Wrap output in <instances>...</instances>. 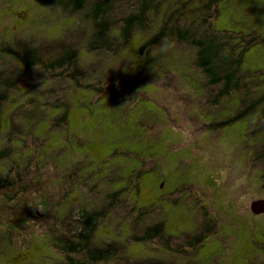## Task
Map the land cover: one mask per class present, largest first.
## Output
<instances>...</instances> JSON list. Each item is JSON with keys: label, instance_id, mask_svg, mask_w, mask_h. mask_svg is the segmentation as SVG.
<instances>
[{"label": "rangeland", "instance_id": "374dc122", "mask_svg": "<svg viewBox=\"0 0 264 264\" xmlns=\"http://www.w3.org/2000/svg\"><path fill=\"white\" fill-rule=\"evenodd\" d=\"M97 1L69 14L58 0H0V264H66L68 256L91 264L84 251L66 250L79 208L103 213L89 249H118L96 264H264V214L250 212L264 200V0L215 5L213 30L232 43L256 38L236 88L220 98L222 87H209L195 66V49L174 36L154 69L160 43L139 51L165 22L202 34V0H158L126 45L123 21L136 0H105L110 28L101 45L89 18ZM181 3L189 18L171 14ZM4 47L34 50L43 63L17 78L23 65ZM67 49L74 63L51 70ZM27 206L34 213L25 221ZM16 218L25 225L15 228ZM157 223L161 236L134 239Z\"/></svg>", "mask_w": 264, "mask_h": 264}, {"label": "trees", "instance_id": "16d2710c", "mask_svg": "<svg viewBox=\"0 0 264 264\" xmlns=\"http://www.w3.org/2000/svg\"><path fill=\"white\" fill-rule=\"evenodd\" d=\"M90 0H58V2L67 10L69 14H76L83 11ZM107 1V0H106ZM105 0H98L96 12H93L89 15L90 20L92 21V27L95 30L93 42L98 45L104 43V36L109 31L110 26L108 22H104L105 16L108 14V4ZM218 0H202L204 2L203 9L205 10L199 20L197 25L200 26L202 34L198 35L195 32L190 30H182L176 26H168V22H165L161 25L156 33L152 37L143 42L140 46V56L146 55L149 53L155 46H157L162 39L165 37L174 36L176 40L183 42L192 48L195 49L196 58L195 66L203 73L207 80L209 87L216 89V97L220 98L223 95H226L227 92L231 90V87L236 88V82L238 81L237 75L240 68L242 55L248 50L250 45L256 42V38L252 35L247 37H241V43H232L231 35L226 33H219L213 30L209 22L216 17L217 9L215 5ZM137 9L133 15H130L124 19V27L122 30V43L126 45L129 41L133 29L143 30L146 28L147 15L149 12L157 13L159 9L158 0H136ZM187 3H181L178 8H176L171 14H176L178 16L184 17L187 15L188 10H186ZM100 9V10H99ZM167 11L163 10L162 12ZM178 11V12H177ZM180 11V13H179ZM170 14V15H171ZM169 15V18H172ZM190 16H186L189 18ZM195 20V19H194ZM98 29L96 31V27ZM264 41V39L262 40ZM66 49V48H65ZM64 49V50H65ZM1 52L11 60L20 63L23 65L22 71L17 75V78L22 74L28 73L35 65L42 64V59L37 55L34 50H28L27 53H18L12 48H2ZM76 54L70 49H67L64 54L59 57L52 59L49 62L48 66L51 70L61 69L63 67L70 66L74 63ZM177 63V62H176ZM241 77V75H238ZM114 94V93H113ZM7 96L3 92H0V104L6 100ZM264 101V94H263ZM65 110L69 109L67 105H63ZM254 107H249L246 110L242 111L240 115L235 117L228 118L227 126L232 125L244 118L245 113H248L249 110L253 111ZM66 121V111L62 114L60 123H65ZM225 124V122H224ZM221 125V124H220ZM219 126V125H218ZM217 126V127H218ZM226 127V126H225ZM140 175V172L133 174V177L137 179ZM43 200L39 204H42ZM40 207L37 206V208ZM36 208V209H37ZM41 208V207H40ZM139 210V209H138ZM25 221L33 215V209L30 206L25 208ZM71 214V212H70ZM76 218L80 222V228L73 239L68 242V248L66 249L68 255H74L79 252L84 251L86 257L88 258L91 264H96L100 262H106L109 260L110 254L114 253V257L117 256L118 249L116 247L107 248L104 250H91L89 249V240L93 234L95 227L98 222V218L103 215L100 213L89 212L85 208H79L75 211ZM17 219V224L14 225L15 228L25 225L24 221L20 218ZM20 225V226H19ZM12 225H8L9 228ZM18 230V229H17ZM163 234V224L157 223L152 229L145 231L144 235L140 238H134L138 243L147 244L152 239L161 236ZM202 242V236L196 238L194 241L189 242L188 249L195 248ZM45 256V255H44ZM43 257V256H42ZM66 264H78L75 262L71 256H68L66 259Z\"/></svg>", "mask_w": 264, "mask_h": 264}, {"label": "clouds", "instance_id": "9594fccd", "mask_svg": "<svg viewBox=\"0 0 264 264\" xmlns=\"http://www.w3.org/2000/svg\"><path fill=\"white\" fill-rule=\"evenodd\" d=\"M173 47H174V44L170 38L165 37L164 39L161 40L160 44L153 51L151 55L152 57L157 58V63L153 66V69L159 65L162 59H164L171 53V50L173 49Z\"/></svg>", "mask_w": 264, "mask_h": 264}, {"label": "water", "instance_id": "95a60500", "mask_svg": "<svg viewBox=\"0 0 264 264\" xmlns=\"http://www.w3.org/2000/svg\"><path fill=\"white\" fill-rule=\"evenodd\" d=\"M250 212L254 215L264 213V200H257L250 204Z\"/></svg>", "mask_w": 264, "mask_h": 264}, {"label": "flooded vegetation", "instance_id": "af4514ba", "mask_svg": "<svg viewBox=\"0 0 264 264\" xmlns=\"http://www.w3.org/2000/svg\"><path fill=\"white\" fill-rule=\"evenodd\" d=\"M262 214H264V213H262ZM262 214H259V215H262Z\"/></svg>", "mask_w": 264, "mask_h": 264}]
</instances>
